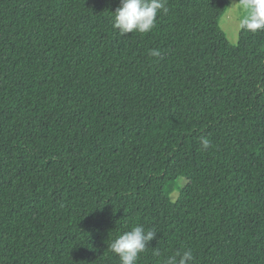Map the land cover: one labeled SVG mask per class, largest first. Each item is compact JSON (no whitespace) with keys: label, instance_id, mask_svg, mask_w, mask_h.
I'll return each instance as SVG.
<instances>
[{"label":"trees","instance_id":"16d2710c","mask_svg":"<svg viewBox=\"0 0 264 264\" xmlns=\"http://www.w3.org/2000/svg\"><path fill=\"white\" fill-rule=\"evenodd\" d=\"M163 2L121 35L120 0H0V264H120L137 225L136 264H264V28Z\"/></svg>","mask_w":264,"mask_h":264},{"label":"clouds","instance_id":"9594fccd","mask_svg":"<svg viewBox=\"0 0 264 264\" xmlns=\"http://www.w3.org/2000/svg\"><path fill=\"white\" fill-rule=\"evenodd\" d=\"M248 7L252 9V15L244 22L246 26L253 31L264 28V0H252ZM161 9L167 11L163 0H120V6L113 12V27L121 35L147 33L153 28ZM150 55L158 57L160 52L151 50ZM204 143L207 146L208 142ZM153 238V232L146 233L142 225H137L131 231L118 235L111 242L110 249L119 257L120 264H136L140 253ZM192 260L191 251L177 252L167 259L166 264H191Z\"/></svg>","mask_w":264,"mask_h":264},{"label":"rangeland","instance_id":"374dc122","mask_svg":"<svg viewBox=\"0 0 264 264\" xmlns=\"http://www.w3.org/2000/svg\"><path fill=\"white\" fill-rule=\"evenodd\" d=\"M230 2V8L221 23V28L225 32L228 41L232 45H237L243 25H246L244 22L251 17L252 9L238 0H230ZM201 46L204 50L210 49L204 38L201 40Z\"/></svg>","mask_w":264,"mask_h":264}]
</instances>
